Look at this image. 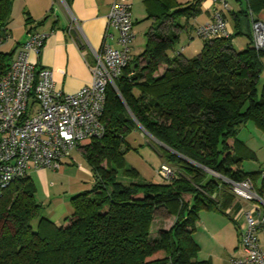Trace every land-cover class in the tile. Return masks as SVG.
Returning <instances> with one entry per match:
<instances>
[{
  "label": "trees",
  "instance_id": "1",
  "mask_svg": "<svg viewBox=\"0 0 264 264\" xmlns=\"http://www.w3.org/2000/svg\"><path fill=\"white\" fill-rule=\"evenodd\" d=\"M202 1L152 0L158 10L149 17L159 21L148 32L145 50L108 85L104 134L84 148L94 185L72 197L73 212L60 225L37 219L40 204L31 175L8 185L0 198V264H211L199 259L194 237L200 212L220 205L231 209L237 198L224 179L205 168L230 180L251 178L264 190L260 170L246 172L236 154L241 124L253 120L264 130V49L251 41L238 51L232 43L241 34L240 16L264 21V0H238L236 32L203 39L197 56L186 59L181 49L170 56L179 33L164 34L162 26L170 21L182 27V18L188 22L202 12ZM13 2L0 0V73L15 55L2 50ZM140 127L176 167L173 178L157 172L163 181L148 182L127 165V137ZM162 210L174 221L151 236Z\"/></svg>",
  "mask_w": 264,
  "mask_h": 264
},
{
  "label": "built area",
  "instance_id": "2",
  "mask_svg": "<svg viewBox=\"0 0 264 264\" xmlns=\"http://www.w3.org/2000/svg\"><path fill=\"white\" fill-rule=\"evenodd\" d=\"M69 9L67 0H54ZM252 43L264 49V21L252 19ZM116 30V45L108 42ZM232 34L223 9H215L211 20L199 25L195 35L211 39ZM48 33L34 31L23 42L9 69L0 73V198L11 182L31 175L34 170L58 169L72 151L84 142L103 136L101 117L108 85L132 60L136 38L132 3L112 0L103 43L93 50L92 81L74 93L55 85L53 70L38 67L30 54H40ZM184 47L178 52L180 55ZM165 179L175 175L165 163L157 169ZM217 177L229 184L230 192L250 204L244 211L246 229L239 234L238 255L230 264H264V190L255 181ZM259 179L264 180V166Z\"/></svg>",
  "mask_w": 264,
  "mask_h": 264
},
{
  "label": "crops",
  "instance_id": "3",
  "mask_svg": "<svg viewBox=\"0 0 264 264\" xmlns=\"http://www.w3.org/2000/svg\"><path fill=\"white\" fill-rule=\"evenodd\" d=\"M112 0H69V9L59 2L54 0H14L12 13L19 11L22 14V25L19 27L13 26L11 20L8 25L9 38L4 44L9 50H15V55L21 51L23 42L34 31L48 33V38L40 54L31 53L30 60L35 62L38 67H48L53 70L55 85L58 89L65 93H74L83 86L92 81L91 64L94 63L93 50H97L103 43V36L107 28L108 14L110 12ZM132 3L133 6V21L136 38L132 43V59L141 54L148 43V32L152 27L156 26L158 19L155 16L149 17L158 10L152 0H126ZM179 3L186 4L193 0H175ZM223 9L227 14L229 28L232 33L236 32L235 22L236 16L234 12L238 11L239 1L234 0H203L202 12L188 22L185 18L180 20L182 27L175 28L170 21H167L162 29L164 34L171 31L179 33V41H182V36L187 30L189 39L193 42L195 29L199 25L209 21L213 17L215 9ZM230 15V17H229ZM31 18V22L27 24V19ZM45 19V21H43ZM238 30L241 32L234 39L236 47L245 44L242 37L248 33H252V22L245 16H240L238 20ZM17 28V29H16ZM21 29V32H16ZM161 31V29L159 30ZM113 37L108 39L112 45H116L117 32L111 29ZM142 38L140 39V35ZM241 36V37H240ZM249 38V36H248ZM250 39V38H249ZM189 41V40H188ZM250 40L249 42H251ZM248 42V43H249ZM177 43L168 52L170 56L174 55L176 50H179ZM179 46V45H178ZM187 47V46H186ZM184 47V50L185 48ZM183 48V47H181ZM185 51H183L184 53ZM183 56V54H182ZM163 68L161 69V71ZM46 169L40 170L45 172ZM90 172V171H89ZM91 174V173H90ZM243 200L235 202L231 207L232 214L241 213L243 209ZM174 219V216H171ZM158 219L163 223L168 218V215L162 210ZM245 222V217H243ZM165 224L163 223V227ZM203 229L209 231L207 226ZM210 232V231H209ZM240 234V233H239ZM234 252L230 258L238 255V242ZM194 237L201 246L198 232H195ZM200 239V240H199ZM202 251V247L200 253ZM199 253V254H200ZM202 260H210L213 264V257L202 258Z\"/></svg>",
  "mask_w": 264,
  "mask_h": 264
},
{
  "label": "rangeland",
  "instance_id": "4",
  "mask_svg": "<svg viewBox=\"0 0 264 264\" xmlns=\"http://www.w3.org/2000/svg\"><path fill=\"white\" fill-rule=\"evenodd\" d=\"M232 1L234 0H229V2ZM12 17L11 24L13 26L19 27L22 25V14L19 11L15 10ZM261 18L264 20V11ZM16 32L20 33L21 29ZM184 32L182 41L177 42L176 47L181 49V47L187 46L183 57L190 59L197 56L202 50L203 39L193 35V42H191L187 30ZM141 36L143 34L140 35V39ZM236 36L232 39L233 46L238 51H242L247 47L250 39L246 34L242 37L245 44L236 47L234 45ZM2 50L8 51V47L3 46ZM237 137L239 142L236 154L243 158L242 169L246 172L261 170L264 166V130L253 120H249L238 128ZM127 141L129 146V150L125 155L127 165L138 169L145 181L162 182V178L157 174V169L162 163H168L164 161L161 155L162 147L159 142L141 127L129 134ZM90 142H84L74 149L58 169L47 168L43 173L39 170L31 172V178L36 185L35 196L40 204L37 219L48 218L56 225H60L64 218L73 212L72 197L92 189L94 179L89 172L88 163L83 155L85 146ZM170 166L176 169L174 165ZM258 181L261 182L259 178ZM242 205L244 206L241 213L235 215L232 214L231 209L221 205L219 206L220 209L202 210L200 212L196 228V232H198L201 239L199 240L202 243L199 259L212 256L213 264H230V257L236 252L235 246L237 245L238 234L246 229L243 217L244 211L249 208L250 204L243 202ZM168 218L163 222L167 228L174 221L170 215H168ZM37 219L33 221V225H36ZM161 221L158 217L154 220L151 236H155L159 228L163 227ZM203 226H207L210 232L204 230Z\"/></svg>",
  "mask_w": 264,
  "mask_h": 264
},
{
  "label": "water",
  "instance_id": "5",
  "mask_svg": "<svg viewBox=\"0 0 264 264\" xmlns=\"http://www.w3.org/2000/svg\"><path fill=\"white\" fill-rule=\"evenodd\" d=\"M142 128V127H141ZM145 130V129H144ZM147 132V131H146ZM147 134H149L148 132H147ZM151 136V135H150ZM207 171H209L210 173H212V174H214V175H219V173H217V172H215L214 170H211V169H208V168H205Z\"/></svg>",
  "mask_w": 264,
  "mask_h": 264
}]
</instances>
